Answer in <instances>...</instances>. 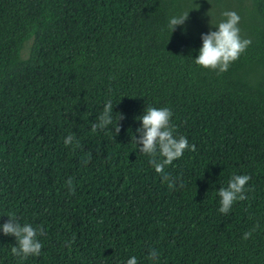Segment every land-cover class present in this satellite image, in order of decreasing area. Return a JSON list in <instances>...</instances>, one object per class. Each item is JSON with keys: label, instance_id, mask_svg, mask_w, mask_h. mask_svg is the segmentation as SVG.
<instances>
[{"label": "trees", "instance_id": "16d2710c", "mask_svg": "<svg viewBox=\"0 0 264 264\" xmlns=\"http://www.w3.org/2000/svg\"><path fill=\"white\" fill-rule=\"evenodd\" d=\"M229 1L0 0V225L44 228L27 258L0 228V264H264V0H237L252 44L226 72L195 63ZM109 100L116 135L91 128ZM147 107L196 145L166 166L173 189L135 140ZM234 175L248 199L224 215Z\"/></svg>", "mask_w": 264, "mask_h": 264}, {"label": "clouds", "instance_id": "9594fccd", "mask_svg": "<svg viewBox=\"0 0 264 264\" xmlns=\"http://www.w3.org/2000/svg\"><path fill=\"white\" fill-rule=\"evenodd\" d=\"M189 12L170 18L168 27L172 32L175 31L178 25L185 24L189 18ZM221 15L225 19L218 24L210 22L211 25L217 26L218 30L202 34L203 44L199 50V55L195 58V63L203 68L218 70V72L223 73L247 51L252 44V40L241 36L239 27L241 17L237 12L227 10L222 12ZM113 109L114 106L110 100L104 104L101 114L97 117V122L91 125L93 131L105 129L112 125L115 135L119 134L121 131L119 121L125 119V116L123 113H119L118 120L114 124ZM172 116L173 113L168 107H147L142 116L136 117V119L142 121V125L137 129V132L140 133L139 137H135L140 152L151 157L149 163L157 173L161 174L162 179L168 182L170 189L175 187L176 182L166 173V166L172 165L173 161L181 158L186 150H196V145H189V141L185 136L177 138L174 134V127L171 124ZM73 139L72 135L65 137V146L71 145ZM83 163L87 164L89 161L84 160ZM250 180V175H234L228 181L227 187L222 186L219 188L220 207L218 210L221 214L227 215L234 203L248 199L246 185ZM66 184L69 195H75L76 189L72 178H69ZM8 216L10 219L0 225V228H2L4 235H14L17 239V243L11 248V253L14 256L23 258L39 256L43 244L38 237L44 235L43 226L37 228L30 223L22 224L15 215ZM257 227L259 225L250 231H246L242 238L244 240L250 239ZM74 241L75 237L72 241H68L67 245L71 247ZM149 259L153 261L159 259V253L155 248L150 250ZM126 264H138L137 257L132 256Z\"/></svg>", "mask_w": 264, "mask_h": 264}, {"label": "rangeland", "instance_id": "374dc122", "mask_svg": "<svg viewBox=\"0 0 264 264\" xmlns=\"http://www.w3.org/2000/svg\"><path fill=\"white\" fill-rule=\"evenodd\" d=\"M217 4V2H215V1H213L212 2V5L213 6H215ZM246 4H248L249 5V10H248V12H247V14H246V16H248V18L250 17V16H254L255 15V18L257 19L258 17H256L257 15L255 14V12L253 11V9H252V7H251V5H250V3H246ZM222 6H224V11H227V10H231V11H235V12H237L240 16H241V14L243 13V7H241V5H240V3H239V1H229V2H226L225 3V5H222ZM212 9H214V8H217L216 6L215 7H211ZM217 11V9H215V12ZM244 12H245V10H244ZM215 16H216V13H215ZM247 18V19H248ZM212 19L214 20V24H218L219 22H221L222 20L221 19H219L217 16L216 17H212ZM217 27V26H216ZM31 44V42H29V43H27V48H26V50H25V52H24V54L25 55H27V52H28V47H29V45Z\"/></svg>", "mask_w": 264, "mask_h": 264}]
</instances>
